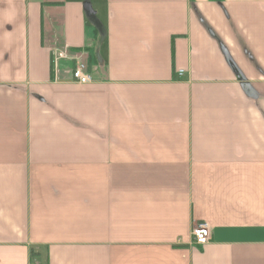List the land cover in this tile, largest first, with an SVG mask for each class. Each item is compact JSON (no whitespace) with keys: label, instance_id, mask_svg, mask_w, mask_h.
Listing matches in <instances>:
<instances>
[{"label":"crops","instance_id":"0c3cea01","mask_svg":"<svg viewBox=\"0 0 264 264\" xmlns=\"http://www.w3.org/2000/svg\"><path fill=\"white\" fill-rule=\"evenodd\" d=\"M0 264H264V0H0Z\"/></svg>","mask_w":264,"mask_h":264},{"label":"built area","instance_id":"2783aa9c","mask_svg":"<svg viewBox=\"0 0 264 264\" xmlns=\"http://www.w3.org/2000/svg\"><path fill=\"white\" fill-rule=\"evenodd\" d=\"M60 58H64V54H59ZM87 66L84 62H79L73 73V78L76 83L80 85H86L92 82L91 76L86 72ZM183 74V72H181ZM212 240V229L207 223L196 224L193 229V241L194 244L199 246H205Z\"/></svg>","mask_w":264,"mask_h":264},{"label":"rangeland","instance_id":"374dc122","mask_svg":"<svg viewBox=\"0 0 264 264\" xmlns=\"http://www.w3.org/2000/svg\"><path fill=\"white\" fill-rule=\"evenodd\" d=\"M101 16H102V15H98V16H97V19H98V20H99V19L102 20V17H101Z\"/></svg>","mask_w":264,"mask_h":264}]
</instances>
